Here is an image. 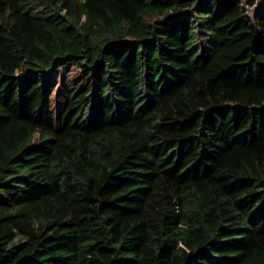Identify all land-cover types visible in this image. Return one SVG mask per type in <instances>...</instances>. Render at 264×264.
I'll list each match as a JSON object with an SVG mask.
<instances>
[{
    "label": "trees",
    "instance_id": "trees-1",
    "mask_svg": "<svg viewBox=\"0 0 264 264\" xmlns=\"http://www.w3.org/2000/svg\"><path fill=\"white\" fill-rule=\"evenodd\" d=\"M0 0V264H264V0Z\"/></svg>",
    "mask_w": 264,
    "mask_h": 264
},
{
    "label": "water",
    "instance_id": "water-1",
    "mask_svg": "<svg viewBox=\"0 0 264 264\" xmlns=\"http://www.w3.org/2000/svg\"><path fill=\"white\" fill-rule=\"evenodd\" d=\"M261 1L262 0H256V4L251 8H248L244 5L245 9L247 10L248 17L253 18L255 11H256L257 7L260 5Z\"/></svg>",
    "mask_w": 264,
    "mask_h": 264
}]
</instances>
